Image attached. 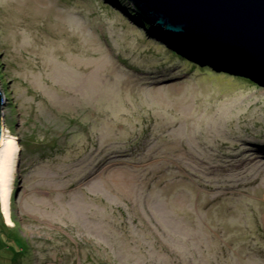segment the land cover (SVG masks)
Wrapping results in <instances>:
<instances>
[{
	"label": "rangeland",
	"instance_id": "rangeland-1",
	"mask_svg": "<svg viewBox=\"0 0 264 264\" xmlns=\"http://www.w3.org/2000/svg\"><path fill=\"white\" fill-rule=\"evenodd\" d=\"M100 1L0 0V264H264V83Z\"/></svg>",
	"mask_w": 264,
	"mask_h": 264
},
{
	"label": "water",
	"instance_id": "water-1",
	"mask_svg": "<svg viewBox=\"0 0 264 264\" xmlns=\"http://www.w3.org/2000/svg\"><path fill=\"white\" fill-rule=\"evenodd\" d=\"M127 1L144 22L170 38L264 75V0ZM4 101L0 89V143Z\"/></svg>",
	"mask_w": 264,
	"mask_h": 264
},
{
	"label": "trees",
	"instance_id": "trees-1",
	"mask_svg": "<svg viewBox=\"0 0 264 264\" xmlns=\"http://www.w3.org/2000/svg\"><path fill=\"white\" fill-rule=\"evenodd\" d=\"M100 1V0H98ZM104 1V2H103ZM101 0V3H106L107 0ZM110 5L113 6H120L118 7L123 13H125L130 18L134 19L136 24H140L143 26L144 30L147 33H153L156 40H159L161 43L165 44L168 47L174 48L175 51L171 50L170 54L171 56H176L180 60H184L188 62L189 65L195 66L193 62H190L189 60L195 59L197 61H200V63H210L214 67L213 69H221L224 70V73H230V75H233L236 78V80L241 81L246 84H262L264 83V75L258 74L256 72H253L247 68L240 67L239 65L233 64L230 60L221 58L217 56L216 54L207 51V50H200V49H193L188 45H185L183 43H180L178 40L170 38L168 35H166L164 32H161L157 30L155 27L150 26L146 22H144L143 19H141L138 14L135 12L133 6L127 1V0H108ZM122 4H125L127 7H123ZM130 5V6H129ZM124 9V10H122ZM192 69V68H191ZM233 71V72H231ZM240 74H236V73ZM246 74L251 77H246L249 79H244ZM252 79V81H251ZM255 82V83H254ZM19 244L20 248H23L21 245V241L16 240ZM13 246V245H11ZM13 248V247H12Z\"/></svg>",
	"mask_w": 264,
	"mask_h": 264
},
{
	"label": "bare ground",
	"instance_id": "bare-ground-1",
	"mask_svg": "<svg viewBox=\"0 0 264 264\" xmlns=\"http://www.w3.org/2000/svg\"><path fill=\"white\" fill-rule=\"evenodd\" d=\"M20 147L14 136L4 132L0 143V199L3 214L8 223L12 224L11 196L13 193L16 167Z\"/></svg>",
	"mask_w": 264,
	"mask_h": 264
}]
</instances>
